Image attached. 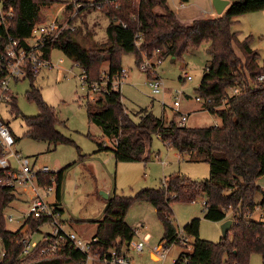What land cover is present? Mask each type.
I'll list each match as a JSON object with an SVG mask.
<instances>
[{"label": "trees", "instance_id": "obj_1", "mask_svg": "<svg viewBox=\"0 0 264 264\" xmlns=\"http://www.w3.org/2000/svg\"><path fill=\"white\" fill-rule=\"evenodd\" d=\"M55 2L57 0H5L4 8L12 7L14 12L8 32L17 39L28 37L32 27L44 20L41 8ZM85 8H99L106 15L105 43L87 49L78 42L77 33L65 30L49 46L51 50L60 51L88 80L97 81L105 63L108 77L117 75L122 69L124 54H132L139 67L142 56L151 60L170 57L181 61L188 49L209 43L206 52L210 59L194 92L205 101L204 110L220 120V124L213 127H187L179 124L177 113L173 112L165 122L147 109L138 112L134 116L138 119L134 120L125 110L119 91L99 95L94 102L86 100L88 123L97 126L103 138L113 142L111 147L103 141L97 143L92 154L109 151L116 163H145L149 158L147 145L156 137L189 161L203 162L209 167V176L202 181L174 173L161 179L158 187L140 189L132 196L109 194L102 216L95 222L93 238L97 242L92 243V249L100 253L111 248L120 250L133 238L134 228L125 223V217L130 206L136 203L153 207L162 227L160 242L173 245L177 229L172 205L189 204L202 198L203 218L218 223L230 220L231 227L226 236L213 243L199 237L200 220H190L182 231L191 238L192 250L180 252L172 264H249L254 254L260 255L264 264V190L257 184L264 176V83L257 82V77L264 75V61L260 62V56L251 48L252 36L239 40V33L232 31L235 18L264 11V0H229L221 16L194 17L188 23H183L172 11L167 0H96L84 2L79 11ZM3 31L0 27V34ZM34 81L29 78V89L24 96L36 106L35 116L19 115L13 96L7 103L10 114L21 117L24 122L23 136L44 142L53 150L59 145H74L57 130V115L43 101ZM231 90L237 93L231 94ZM84 157L79 155L80 159ZM62 176V171L54 176L58 189ZM7 177L0 170V180ZM49 177L42 178L44 184H51ZM257 194L260 201L255 203ZM56 196L59 200L58 192ZM15 198L9 189L0 186V246L4 251L1 264L80 261L82 255L68 246L52 257L39 256L35 251L22 255L17 245L19 232L6 230L4 215ZM255 208H260L263 214L259 221L250 218ZM59 212L62 213L60 209ZM30 226L34 228L36 224L31 222Z\"/></svg>", "mask_w": 264, "mask_h": 264}, {"label": "rangeland", "instance_id": "obj_2", "mask_svg": "<svg viewBox=\"0 0 264 264\" xmlns=\"http://www.w3.org/2000/svg\"><path fill=\"white\" fill-rule=\"evenodd\" d=\"M94 1L96 0H57L51 7L47 5L46 8H41L43 21L47 15L53 17L57 14L59 23H66L67 30L78 34V42L82 46L87 49L99 46L106 41L105 28L108 24L106 15L99 8H85L79 11L84 2ZM167 4L183 23H188L194 17L218 16L211 0H188L184 3L186 8L183 10H178L179 0H167ZM67 6L70 7L69 10L66 9ZM62 7L64 10L58 12ZM156 12L160 11L157 9ZM235 21L232 31L239 33V40L252 36L251 48L260 56V62L264 61V11L241 15L235 18ZM208 46L209 43H202L198 48L188 49L181 61L172 60L170 57L162 59L156 70L163 83V91L157 96L150 95L146 86V74L135 64L134 56L124 54L121 66L129 75L120 88V94L125 110L134 120L138 119L134 117L138 112L147 109L155 117L163 118L167 122L172 116L170 107L174 97H178L177 93L182 92L185 96H179L180 111L182 113L193 111L194 107L199 106V103L194 101L196 97L194 89L198 87L210 59L206 52ZM235 51L239 55L238 50ZM51 59L54 62L63 60L60 71L51 69L38 73L34 78V85L40 89L43 101L54 109L59 120L57 130L74 145H59L53 150L44 142H35L24 137L26 128L23 120L10 114L6 103L0 106V119L7 125L15 139L13 149L22 157L29 158L38 166H47L51 171L63 172L60 188L54 184V191L48 200L57 202V207L62 211L61 219L69 229L85 240H90L94 236L95 222L100 220L105 207L106 199L102 197L101 192L110 191L109 194L115 192L120 196H132L140 189L158 187L161 179L174 173L182 174L192 181L208 178L209 167L206 163L176 159L175 152L168 151L156 137L147 145V153L151 156L145 163H116L114 159L108 162L105 157L110 155L109 151L92 160V153L96 151L97 143L103 141V136L97 126L87 121L84 108L87 100L86 91L79 80L82 72L58 50L52 51ZM182 69L191 75V82L180 80ZM102 73H106L103 66L100 75ZM28 89L29 80L10 85L12 96L16 98L19 115L26 117L35 116L38 112L36 106L25 99L24 93ZM218 124L220 120L207 112L189 113L184 123L187 127H213ZM79 155L85 157L80 159ZM57 192L59 200L56 197ZM254 201L255 203L260 201L259 194L255 196ZM25 203L23 197L16 196L4 211V215L12 213L14 217H20L27 209ZM171 209L177 231L182 230L190 220L197 218L200 220L199 237L209 242H219L222 237L221 223L203 218L202 198L189 204L174 203ZM262 215L261 209L255 208L251 219L259 221ZM227 217H230V213ZM125 223L132 229L141 225L145 228L144 231L150 235L149 248L160 242L162 227L150 204L131 205ZM19 227L15 222H6V230L9 232H16ZM149 248L140 256H135L137 264H172L178 254L185 251L178 244L170 245L166 261L160 263L153 261L149 256ZM249 264H262L261 256L252 255Z\"/></svg>", "mask_w": 264, "mask_h": 264}, {"label": "built area", "instance_id": "obj_3", "mask_svg": "<svg viewBox=\"0 0 264 264\" xmlns=\"http://www.w3.org/2000/svg\"><path fill=\"white\" fill-rule=\"evenodd\" d=\"M138 1V0H134ZM5 0H0V27L3 28V34H0V106L8 103L12 92L10 85L29 80L40 72H46L54 69L60 71L63 63L62 59L57 62L52 61L51 47L49 46L67 30L66 23H59L58 17L46 16V20L36 23L28 37L17 39L8 32L10 21L14 17L12 7L4 8ZM108 3V2H105ZM53 4L49 5L50 7ZM45 6L44 8H46ZM185 4L180 2L178 10L185 9ZM59 9L58 12H62ZM138 37V35H136ZM138 45V44H137ZM160 61H152L142 56V62L139 69L146 74V86L152 96L160 95L163 91V83L157 74V64ZM59 73V72H58ZM128 77V71L121 69L119 73L109 78L105 73L97 81H90L84 73L79 75L82 88L86 91L85 98L94 102L99 95L107 94L111 91H119ZM180 78L184 82H191V75L182 69ZM257 82L264 83V75L257 77ZM231 94H236L237 90H231ZM174 97L172 110L179 114V124H184L186 115L179 112V96ZM194 100L197 103L204 104L205 101L198 97ZM208 102V101H207ZM15 139L10 129L0 119V170L7 174V178L0 180V186L9 189L15 196L23 197L26 201V210L20 217L14 215H5L6 222L17 223L20 227L17 245L20 247L22 255L37 252L39 256L52 257L59 254L66 246L79 252L82 257L79 262H69L67 264H137L135 256H140L146 248H149L150 235L146 233L145 228H134V236L126 242L122 249L111 248L104 253L92 249V243L97 240L93 237L85 240L67 227L61 219V213L57 207V202H49L48 197L54 191L57 172L49 170L47 166H38L27 157H22L13 149ZM49 175L50 185L43 182V177ZM264 221V220H263ZM35 223L32 228L30 223ZM144 232V233H143ZM175 244L185 249L184 252L190 253L192 250V240L182 230L177 231ZM169 246L166 243L159 242L149 248V255L155 262L164 263L167 259ZM4 251L0 246V264L3 261Z\"/></svg>", "mask_w": 264, "mask_h": 264}, {"label": "crops", "instance_id": "obj_4", "mask_svg": "<svg viewBox=\"0 0 264 264\" xmlns=\"http://www.w3.org/2000/svg\"><path fill=\"white\" fill-rule=\"evenodd\" d=\"M178 15V14H177ZM103 67H104V69L105 70H107V64L105 63V64H103ZM129 75V74H128ZM160 77V76H159ZM182 95H184V94H182ZM185 96V95H184ZM187 97V96H186ZM181 99V98H180ZM195 101V100H194ZM195 103H197L196 101H195ZM165 106V105H164ZM163 106V107H164ZM170 109H171V112H172V115L174 114L173 113V110H172V108L170 107ZM179 112H180V114H183V115H186V120H187V118H188V114L189 113H194V114H196V113H201V112H204V113H206L207 111H205L204 110V108H203V105L201 104V103H199V106H196V107H194L193 108V111H191V110H188L187 112H181L180 111V105H179ZM128 113V112H127ZM208 113V112H207ZM186 122V121H185ZM158 139V138H157ZM103 142H105L106 143V146H108V147H111L112 146V143L113 142H108V140L106 139V138H103ZM167 149H168V151H174L173 149H171V148H168V147H166ZM175 152V157H176V159H181V160H186V158L185 157H183V156H181V155H179L176 151H174ZM105 152H102V153H98V154H92V156H91V158H92V160H93V158H99L102 154H104ZM110 155H106L107 157H105V158H107V160H108V162H111L112 160H113V154H112V152H108ZM107 153V154H108ZM151 155L149 154V157H150ZM111 160V161H110ZM97 163H98V160H97ZM138 163V162H137ZM139 163H141V162H139ZM257 184L259 185V187L262 189V190H264V176L263 177H261V178H259L258 180H257ZM109 193H110V191H108L107 192V194L109 195ZM57 197V196H56ZM202 203H203V201H202ZM252 216V215H251ZM251 216H250V218H251ZM262 217H263V215H262ZM219 223H222V222H219ZM150 257H151V255H149Z\"/></svg>", "mask_w": 264, "mask_h": 264}, {"label": "water", "instance_id": "obj_5", "mask_svg": "<svg viewBox=\"0 0 264 264\" xmlns=\"http://www.w3.org/2000/svg\"><path fill=\"white\" fill-rule=\"evenodd\" d=\"M212 6L215 10L216 15L221 16L225 9L229 6V0H211ZM102 195V197L104 199L108 198V194L107 193H100ZM231 227V221L230 220H226L224 222L221 223L220 225V230L222 233V236H226L227 232L229 231Z\"/></svg>", "mask_w": 264, "mask_h": 264}]
</instances>
